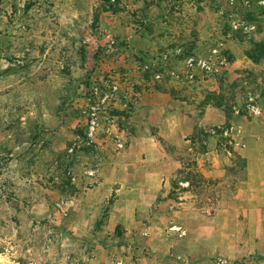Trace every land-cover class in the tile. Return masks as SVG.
Instances as JSON below:
<instances>
[{
  "label": "rangeland",
  "instance_id": "obj_1",
  "mask_svg": "<svg viewBox=\"0 0 264 264\" xmlns=\"http://www.w3.org/2000/svg\"><path fill=\"white\" fill-rule=\"evenodd\" d=\"M260 5L0 0V264H264V243L253 249L252 219L240 211L224 226L227 203L245 201L242 124L264 107V88L225 58L259 41ZM249 9L257 15L247 21ZM213 81L225 83L222 90L236 86L242 108L233 102L225 112L238 121L198 123L190 134L178 116L183 106L162 115L144 108L155 91H202L205 103L222 108ZM152 136L164 159L182 155L184 164L168 189L162 182L141 208L125 206L117 181L134 175L137 156L157 153L138 144ZM127 154L134 166L111 176ZM123 210L126 223L118 220Z\"/></svg>",
  "mask_w": 264,
  "mask_h": 264
},
{
  "label": "crops",
  "instance_id": "obj_2",
  "mask_svg": "<svg viewBox=\"0 0 264 264\" xmlns=\"http://www.w3.org/2000/svg\"><path fill=\"white\" fill-rule=\"evenodd\" d=\"M259 38H264V32L259 35ZM230 57V66L232 70H238L239 72L246 70L247 75H250L251 72L252 75L256 78L255 81L260 84L262 88H264V60L253 62L252 60L247 58V56L243 52L242 54H235L231 52ZM239 72H236L238 74L235 75L241 76ZM224 78L225 77H223L221 81H224ZM212 83V89L210 90H213L216 93H220V99L224 104L222 108L215 107L210 103H205L203 100L205 93H203L202 91L200 93L198 92V95H196L195 93L180 94L179 96L173 97L162 94L160 92L157 93V91H155L154 93L145 97L147 105L144 106V108L147 110H150L151 108L154 110H159V113H161L162 115L163 110L166 112H172L173 108H175L176 106H183L184 109L178 116L183 119V128L187 133L190 134L195 129V124L198 123L216 125L225 123L228 124L233 121H238V118H240V116L234 115V111L230 109L231 111H229L228 113L225 112L226 105L228 106L233 102L238 103L239 97L237 95V92L235 91L236 86L233 90H222V87L225 86V83L217 81H213ZM207 85L208 83L205 84V86L201 90H203ZM190 95H192L191 97L194 99V101H186V99H189ZM243 119H241V121ZM168 121L172 124L174 123L172 117H170ZM242 125L244 135V148L242 150L241 157L245 162V174L248 180H246V186L244 188L240 187L239 191L240 193L242 192L245 195V201L242 204L232 201L228 202L227 204L229 205L230 203L228 207L229 209H231V211L228 210L229 213L227 214V221H225L226 225H224L223 222H221V224L227 226V224H231L235 220H238L240 211V214H242L243 217L252 219L253 225H255V232L251 234L253 239V249H256L259 252L260 250H262L264 243V107L261 117L257 119L251 118L249 120L244 119V123ZM137 139L139 147L141 149L142 144L144 143L150 149L157 153H145L137 156L133 160L134 162H136V172L133 176H130V179L127 181H117L120 184L117 191L125 195V199H127V202H125V206H130V204H127L128 202H135L131 203V207L134 206L139 209L141 208L140 204H143L139 203V200L144 198V195L146 194H153V192H156L157 186H159L162 182L164 183L162 184L161 188H169L170 177H173V172L177 168H180L182 164H184V159L182 155H178V157H176L177 159H164L159 150V146L155 143L157 142L156 136H152V138L147 137L146 139ZM188 141L190 140L187 138L185 142ZM227 153L229 154V152ZM224 156L225 158L227 157V160H229V156L227 154H225ZM128 157L129 155L127 154L125 164H114V166L110 170L111 176L112 174H116V172L120 173L125 168L126 164L132 163L129 161ZM218 158L220 157L216 156V162L220 163V159ZM196 159H198V162H195V164H199V161L201 160L198 158V156ZM132 165L134 166V163H132ZM162 167H165V171L161 169ZM254 183L257 184V187L253 186L255 185ZM197 192L199 193L200 191ZM203 216L205 215L203 214L202 217ZM127 218L128 216L126 215L125 210L119 213L118 220L120 222L126 223ZM199 220L200 219H197V222H199ZM182 223L186 224V219ZM200 233V230H196L195 233L193 232L192 239L196 238ZM192 239L184 238L182 241L186 244H189L190 240ZM245 264L256 263L254 262V260H251L247 261Z\"/></svg>",
  "mask_w": 264,
  "mask_h": 264
},
{
  "label": "trees",
  "instance_id": "obj_3",
  "mask_svg": "<svg viewBox=\"0 0 264 264\" xmlns=\"http://www.w3.org/2000/svg\"><path fill=\"white\" fill-rule=\"evenodd\" d=\"M258 8H259L258 14H264V5H260ZM245 14L246 15H244V17H245V19H247V21L252 20L254 18V16L257 15V13L254 9L246 10ZM223 43L224 42L222 41V44ZM189 55H192L191 49L187 50L186 56H189ZM245 55L247 56V58H249L253 62H259L261 60V58H264V38L259 39V41L252 43V47L245 51ZM225 60H226V62L230 63L231 57L227 56V59L225 58ZM260 94L264 95V90ZM236 104H237V108H238L239 103H236ZM213 105L215 107H220L221 103L219 101H214ZM239 108H242V107L239 106ZM237 112H238V114H241L242 111L237 110ZM205 136H207V135H205Z\"/></svg>",
  "mask_w": 264,
  "mask_h": 264
},
{
  "label": "built area",
  "instance_id": "obj_4",
  "mask_svg": "<svg viewBox=\"0 0 264 264\" xmlns=\"http://www.w3.org/2000/svg\"><path fill=\"white\" fill-rule=\"evenodd\" d=\"M191 61H192V59L189 60V64H190V65H191ZM204 65H205V64H204ZM251 107L254 109V112H255V113L258 114V113L260 112L259 110L255 109L254 106H251ZM69 202L71 203L72 201H64V200H60V201L58 202V205H59V206H62V205H64V204H68ZM224 263H225V260L219 258L216 264H224Z\"/></svg>",
  "mask_w": 264,
  "mask_h": 264
}]
</instances>
